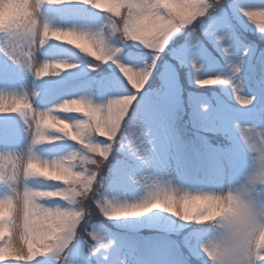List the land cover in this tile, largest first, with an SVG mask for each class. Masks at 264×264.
I'll return each instance as SVG.
<instances>
[{"label":"clouds","instance_id":"clouds-1","mask_svg":"<svg viewBox=\"0 0 264 264\" xmlns=\"http://www.w3.org/2000/svg\"><path fill=\"white\" fill-rule=\"evenodd\" d=\"M262 45L264 0H0V264H264Z\"/></svg>","mask_w":264,"mask_h":264},{"label":"rangeland","instance_id":"rangeland-1","mask_svg":"<svg viewBox=\"0 0 264 264\" xmlns=\"http://www.w3.org/2000/svg\"><path fill=\"white\" fill-rule=\"evenodd\" d=\"M177 43H180V41H178ZM209 51H212L211 47L209 46ZM213 55H215V53L213 52L212 53ZM9 125L7 123L5 124H0V129H2L4 131L5 134L8 133V130H9Z\"/></svg>","mask_w":264,"mask_h":264},{"label":"trees","instance_id":"trees-1","mask_svg":"<svg viewBox=\"0 0 264 264\" xmlns=\"http://www.w3.org/2000/svg\"><path fill=\"white\" fill-rule=\"evenodd\" d=\"M245 35L247 36V38L249 40H256V37L254 35H252L251 33H245ZM262 46H264V45H262ZM180 78H181L182 81H184L185 78H184L183 72H181Z\"/></svg>","mask_w":264,"mask_h":264}]
</instances>
